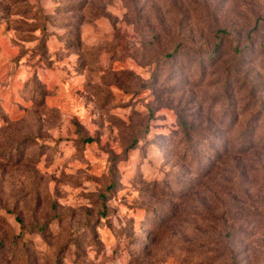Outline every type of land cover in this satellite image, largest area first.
<instances>
[{
	"label": "rangeland",
	"instance_id": "1",
	"mask_svg": "<svg viewBox=\"0 0 264 264\" xmlns=\"http://www.w3.org/2000/svg\"><path fill=\"white\" fill-rule=\"evenodd\" d=\"M0 264H264V0H0Z\"/></svg>",
	"mask_w": 264,
	"mask_h": 264
}]
</instances>
